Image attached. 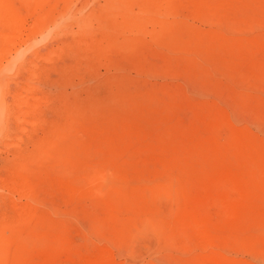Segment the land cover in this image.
<instances>
[{
    "label": "rangeland",
    "instance_id": "1",
    "mask_svg": "<svg viewBox=\"0 0 264 264\" xmlns=\"http://www.w3.org/2000/svg\"><path fill=\"white\" fill-rule=\"evenodd\" d=\"M3 94L0 264H264V0H0Z\"/></svg>",
    "mask_w": 264,
    "mask_h": 264
},
{
    "label": "bare ground",
    "instance_id": "2",
    "mask_svg": "<svg viewBox=\"0 0 264 264\" xmlns=\"http://www.w3.org/2000/svg\"><path fill=\"white\" fill-rule=\"evenodd\" d=\"M126 12V11H125ZM136 14V13H135ZM145 14V13H144ZM150 16V15H149ZM7 17V16H6ZM142 21H145V20H142ZM17 30V29H16ZM33 37V35L30 33H28V42L24 45V48H20V49H18V50H16L15 52H14V54H12V57L11 56H9V57H11L7 62H8V67L7 68H5V70L7 69V70H9V71H11L9 68H12L13 66H15V64H16V61H18L19 60V58H21L22 57V54H23V49H25V48H29V47H31L36 41H35V39H33L32 38ZM87 54V53H86ZM95 56V55H94ZM90 59V58H89ZM83 60V59H82ZM84 60H86L85 58H84ZM91 60H93V58L91 59ZM88 61V60H87ZM94 61V60H93ZM96 62H97V60H96ZM19 63V62H18ZM22 63V62H21ZM23 64V63H22ZM93 64V63H92ZM19 65V64H18ZM17 66V65H16ZM15 66V67H16ZM84 66H85V63H84ZM92 68V67H91ZM18 69V68H17ZM28 70L29 72H32L33 70H34V63L33 62H30L29 63V65H28V67L27 68H25V70ZM92 69H94V68H92ZM14 70H15V68H14ZM4 72V71H3ZM4 74V73H3ZM31 76H33V75H31ZM20 78V77H19ZM30 78V77H29ZM18 80V79H17ZM31 80H33V79H31ZM37 81V80H36ZM35 81V82H36ZM40 83V82H39ZM2 85H3V83H1ZM83 84V83H82ZM36 85V84H35ZM41 85V84H40ZM7 85H5L4 87H6ZM79 86V85H78ZM42 87V86H41ZM8 88V87H7ZM40 88V87H39ZM4 96V94L3 95H1L0 96V135H2L5 131H4V110H6L5 108H6V106H8V103H7V98H4L3 97ZM19 96H20V94H19ZM24 102V101H23ZM20 103H22V101H20V100H18L17 101V103H16V105L17 104H20ZM6 121V120H5ZM22 209V208H21ZM20 212H22V211H20Z\"/></svg>",
    "mask_w": 264,
    "mask_h": 264
}]
</instances>
